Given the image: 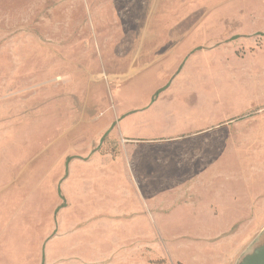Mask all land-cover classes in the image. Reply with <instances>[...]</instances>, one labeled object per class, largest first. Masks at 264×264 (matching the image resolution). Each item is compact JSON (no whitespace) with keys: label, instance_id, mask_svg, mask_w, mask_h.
Wrapping results in <instances>:
<instances>
[{"label":"rangeland","instance_id":"obj_1","mask_svg":"<svg viewBox=\"0 0 264 264\" xmlns=\"http://www.w3.org/2000/svg\"><path fill=\"white\" fill-rule=\"evenodd\" d=\"M181 54L194 81L186 103L197 108L214 85L213 117L241 116L240 94L264 100V0H0V264L43 257L69 164L125 153L109 133L165 95L183 66L158 65ZM211 136L186 179L152 171L135 185V233L151 238L150 258L136 260L236 264L264 232V135ZM162 158L145 161L154 169Z\"/></svg>","mask_w":264,"mask_h":264},{"label":"crops","instance_id":"obj_2","mask_svg":"<svg viewBox=\"0 0 264 264\" xmlns=\"http://www.w3.org/2000/svg\"><path fill=\"white\" fill-rule=\"evenodd\" d=\"M183 57V54L174 56L171 62L158 66L169 67L171 73L184 61ZM183 64L163 97L145 111L125 115L117 122L115 131L109 133L112 139L122 138L128 143L125 153L119 154V151L113 158L109 154L93 153L86 161L74 159L69 164L62 183L66 207L58 211L55 221L48 223L40 235L39 242L45 241L44 253L35 264L40 261H44L43 264H150L145 259L136 260V252L145 254L146 251L149 259L151 250L150 234L135 233V214L139 211L136 205L141 203L135 191L138 181L152 178L146 174L152 171H179L186 179L191 175L186 173L195 171L198 140L207 142L212 139L211 135H264V113H260L264 100L257 94L254 100L247 102L239 93L241 97L236 99L232 111L241 116L231 118L216 119L214 113H210L215 112L217 89L214 85L198 91V99L193 101L197 108L187 104L186 97L192 96L194 81L189 67ZM155 74L162 76L161 72ZM163 84V80H158L153 90ZM175 89L180 90L175 92ZM251 111L258 113L248 116ZM150 145L166 147L154 149ZM153 153H159L163 163L150 169L145 159ZM172 155L185 158L174 164ZM59 203L60 200L54 201L53 206ZM237 252L235 244L227 253L226 262L235 259Z\"/></svg>","mask_w":264,"mask_h":264},{"label":"water","instance_id":"obj_3","mask_svg":"<svg viewBox=\"0 0 264 264\" xmlns=\"http://www.w3.org/2000/svg\"><path fill=\"white\" fill-rule=\"evenodd\" d=\"M236 264H264V232L241 255Z\"/></svg>","mask_w":264,"mask_h":264}]
</instances>
